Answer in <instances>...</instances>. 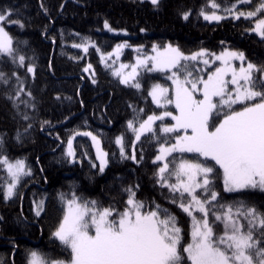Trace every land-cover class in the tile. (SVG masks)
I'll use <instances>...</instances> for the list:
<instances>
[{"label": "trees", "instance_id": "1", "mask_svg": "<svg viewBox=\"0 0 264 264\" xmlns=\"http://www.w3.org/2000/svg\"><path fill=\"white\" fill-rule=\"evenodd\" d=\"M211 2L159 0L154 5L151 0H0V11L11 12L4 25L14 50L12 56L0 53V156L22 159L31 170L21 178L14 196L5 199L10 177L0 165V264H28L33 251L45 261L70 260V249L53 232L63 217L65 199L73 193L82 201L95 200L100 207L123 211L129 198L125 189L132 188L145 210L159 204L173 213L182 230L181 244L190 242V216L171 202L174 194L157 182L156 175L161 167L155 159L160 144L174 143L177 135L163 133L160 128L174 121L171 117L157 120L154 133H145L138 141L128 128L129 121L139 124L150 115L175 113V108L158 106L149 95L158 74H139L138 82L144 83L137 89L122 83L112 68L103 64V55L121 44L125 45L126 60L133 57L132 49L151 51L154 45H175L184 54L230 48L243 52L249 62L264 66V38L253 32L257 19L264 17L263 0H214L219 9L236 5L235 14L259 10L256 16L237 19L227 15L219 21L201 15L202 9L213 10ZM184 13H189L187 19ZM84 44L87 51L74 46ZM19 56L25 58L24 63ZM30 65L32 72L28 71ZM82 131L101 137L108 157L103 172L89 135H76L75 158L67 155L69 138ZM117 137H123V156ZM178 155L214 164L196 153L176 152L167 158L170 169L173 161H180ZM210 179L211 190L219 194L212 211L219 214L220 205L225 210L233 205L235 212V205L243 203L264 212V191H225L218 166ZM197 193L201 199L206 196L201 190ZM40 201L43 211L37 216ZM255 236L264 246L258 226Z\"/></svg>", "mask_w": 264, "mask_h": 264}, {"label": "snow or ice", "instance_id": "2", "mask_svg": "<svg viewBox=\"0 0 264 264\" xmlns=\"http://www.w3.org/2000/svg\"><path fill=\"white\" fill-rule=\"evenodd\" d=\"M151 2L157 5L159 0ZM238 2L243 3L244 0ZM210 6L219 8L214 0ZM261 7L264 9V5ZM235 8L233 5L226 11L232 14ZM188 15L184 13V19ZM201 15L205 20L223 18L215 12L209 15L203 9ZM242 15L253 16L255 13L237 12L236 18ZM10 16L11 12L0 11V22L10 19ZM11 22L20 24L19 21ZM104 26L112 30L107 22ZM254 30L264 37V20H260ZM12 43V37L0 26V53L13 55ZM74 46L84 47L85 51L88 49L87 44ZM124 46L117 45V49ZM153 51L156 55L138 59L137 65L132 66V73L123 77L121 82L141 88L135 80L136 67L147 66L149 61L151 67L147 70L150 72L170 71L168 79L175 86L174 95L170 98L169 89L160 84L153 85L149 95L158 106L162 102L163 105H174L175 114L165 111L163 115H150L139 127L129 121L128 128L135 133L136 140H140L143 134L154 133L155 121H163L164 117H171L174 121L160 128L163 133L177 135L174 143L160 144L155 159L164 163L156 175L157 182L174 194L171 202L192 218L191 241L182 245V230L176 216L159 204L145 210L144 203L135 198L132 188L125 189L129 198L123 211L111 206L100 207L95 200L82 201L73 193L72 198L65 201L63 217L53 232V236L70 249V260H51L47 264H264V246L255 236L257 226L264 234V212L243 203L235 205V212L233 205H228L226 210L224 205H220L219 214L212 211L219 194L211 190L210 179L218 166L225 191H264V66L251 62L245 66L244 53L229 50L217 55L202 49L185 55L178 47L169 44L163 50L154 45ZM205 56L220 61L221 66L207 72L206 78L204 75L194 76V72L199 73L200 70L188 62L202 60L204 65H208L210 60L203 59ZM24 59L19 57L21 63ZM233 60L241 61L239 70L233 66ZM89 68L91 65L85 71ZM28 71L32 72V67ZM257 73L261 75L257 76ZM115 74L120 75L119 72ZM235 105H240L239 110ZM92 139L99 144L95 136ZM115 142L120 145L123 156V137H117ZM176 152L196 153L214 164L181 159L170 169L167 158ZM67 155L74 156L71 139ZM106 155L98 150L101 172L107 164ZM131 158L135 159V155ZM0 165L10 177L4 191V198L9 199L14 196L21 178L30 175L31 170L24 160L11 162L6 156H0ZM173 176L175 183L170 182ZM197 189L206 194L204 199L200 198ZM42 211L43 201H40L36 215ZM197 212L201 214L199 218L194 215ZM210 214L214 221L223 225L219 235L214 222L209 221ZM241 217L247 221L246 224L241 222ZM28 264L46 262L33 251Z\"/></svg>", "mask_w": 264, "mask_h": 264}, {"label": "rangeland", "instance_id": "3", "mask_svg": "<svg viewBox=\"0 0 264 264\" xmlns=\"http://www.w3.org/2000/svg\"><path fill=\"white\" fill-rule=\"evenodd\" d=\"M246 1H248V2H250L251 0H246ZM238 4H240V3H238ZM262 5H264V0H263V2H262ZM262 5H260V6H262ZM226 9H230L229 7L228 8H224V9H219V8H217V9H213L212 11H205L206 13H208L209 15H211L213 12H215V14L216 15H219V16H221V17H225V16H227V15H236L234 12L232 13V14H229V12H227L226 11ZM258 11L259 10H257V11H254V12H252V13H255V15H253V16H256L257 14H258ZM251 12V11H250ZM260 12H261V9H260ZM247 13H249V12H247ZM246 13V14H247ZM204 17V16H203ZM248 17V16H247ZM249 17H251V16H249ZM221 20V19H220ZM260 20H264V17H260V18H258L257 19V21L255 22V26H254V28H253V32L254 33H256L257 35H259L260 37H262L260 34H259V32H257V31H255L254 29L256 28V26H257V24L259 23V21ZM209 21H219V20H209ZM0 26H3L4 28H5V30L7 31V29H6V27H5V25H4V22H0ZM8 32V31H7ZM9 33V32H8ZM10 35V34H9ZM262 38H264V37H262ZM121 45H123V44H121ZM173 47H177V46H175V45H172ZM125 47V46H124ZM124 47H121L120 49H117V46L110 52V53H108V54H106V55H103V64H105V66H108V67H110V68H112V70H113V72H114V75L115 76H117L120 80H122V78L123 77H127V76H129V74L130 73H132V66H134V65H137V60L138 59H143V58H145V57H150V56H154V55H156V52L155 51H153V49L151 50V51H146V50H144L143 48H135V49H132V50H134V52H133V57L130 59V60H126L124 57H125V50H124ZM166 47V46H165ZM165 47H162V48H158L159 50H163V48H165ZM12 48H13V46H12ZM225 50H229V51H236V52H239V51H237V50H233V49H228V48H226V49H223L222 51H218V52H210V51H207V52H209V53H215V54H217V55H219L221 52H224ZM200 50H198V51H196V52H199ZM196 52H193V53H196ZM193 53H191V54H193ZM4 55H8L7 53H3ZM191 54H185V55H191ZM8 56H10V55H8ZM12 56V55H11ZM20 57V56H19ZM19 57H18V60H19ZM246 58V57H245ZM203 59H209L210 60V63L208 64V65H204L203 64V62H202V60H200V61H190V62H188L189 64H191V65H194L196 68H198L200 71H199V73H196V72H194V76L195 75H204L205 76V78H206V73L207 72H210V71H215V68L216 67H220L221 66V62L220 61H214V59L212 58V57H209V56H205V57H203ZM25 62V60L23 61V63ZM247 62H249L247 59H245V61H244V63H245V66H246V64H247ZM232 64H233V66L234 67H236L237 68V70H239V67H240V64H241V61H239V60H233L232 61ZM121 65H124L125 67H121ZM30 67H32V69H34L33 68V66H31L30 65ZM149 67H151V61H149V63H148V65L147 66H137L136 67V73H137V75L135 76V80L136 81H138V76H139V74H144V73H146V75H156V74H158V76L157 77H159V79L157 80V81H153L152 82V84H150L151 85V87H150V91H151V89H152V86L153 85H155V84H160L162 87H166V88H168L169 89V97L171 98L173 95H174V85H173V83H172V81L171 80H169L168 79V76H170L171 75V72L170 71H165V72H161V71H148L147 69L149 68ZM117 72H119L120 73V75H116L115 73H117ZM146 75H144L143 77H142V80L143 81H146ZM165 82H167V83H165ZM144 83V82H143ZM142 83V84H143ZM129 84H131V83H129ZM141 84V85H142ZM230 87H231V85H230ZM198 95V97H199V94H197ZM162 106H165V108H167L168 106H169V108H170V104L169 105H163V102H162V104H161ZM174 106V105H173ZM237 110H239V108H240V105H235L234 106ZM175 114V113H174ZM156 122V121H155ZM141 123V122H140ZM139 123V124H140ZM139 124H135V126L136 127H139ZM83 133H91V132H87V131H82V132H77V133H75V134H73L69 139H71L72 140V150L73 151H75V136L76 135H84ZM91 134H93V135H91L90 136V139H91V141H92V144H93V147H94V151H95V154H96V158H97V163H98V165H99V168H100V159H98V150L100 151V152H102V153H106V150L104 149V147H103V145H102V141L100 140L101 139V137L99 136V135H97V134H95V133H91ZM179 134L180 135H183V132H179ZM92 136H95L96 138H97V140L99 141V144L97 145L94 141H93V139H92ZM69 141V140H68ZM136 141H138V140H136ZM66 152H68V142H67V145H66ZM107 154V153H106ZM72 157V160L75 158L74 156H71ZM8 158V157H7ZM177 159H182V157H181V155H178L177 157H176ZM9 159V161H11V162H14V161H16V160H18V159H16V160H14V159H10V158H8ZM105 159L107 160L108 159V157H107V155H106V157H105ZM158 162H160L161 163V166L163 165V163H164V161H158ZM180 162V161H179ZM178 162V163H179ZM191 162H193V163H195L196 161H191ZM177 163V161H173V167L175 166V164ZM177 163V164H178ZM106 167V166H105ZM172 167V168H173ZM104 170H105V168H104ZM198 179H200L199 177H198ZM10 182V180L8 181V183ZM170 182L171 183H175V177L173 176V177H171V180H170ZM6 187V186H5ZM197 191H200V189H197ZM200 195V194H199ZM201 196V195H200ZM72 198V195L71 196H69V197H67L66 199H65V201L67 200V199H71ZM65 201H64V206H65ZM194 215H196L197 216V218H199L200 217V213H194ZM191 218V217H190ZM209 221L210 222H214V224H215V226H216V232H217V234L219 235V234H221L222 233V230H223V225L219 222V221H214V216L213 217H211L210 215H209ZM191 224H192V226H193V221H192V218H191ZM192 230V229H191ZM191 241V240H190ZM37 254H38V256L42 259V260H44L43 258H42V255L40 254L39 255V253L37 252ZM186 255V254H185ZM45 261V260H44ZM51 261V260H50ZM46 262V264H47V262L48 261H45Z\"/></svg>", "mask_w": 264, "mask_h": 264}]
</instances>
